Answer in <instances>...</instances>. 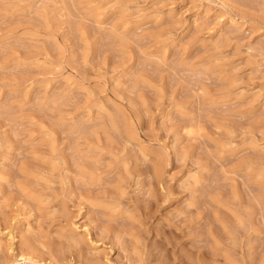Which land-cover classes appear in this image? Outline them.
Masks as SVG:
<instances>
[{
    "label": "rangeland",
    "instance_id": "1",
    "mask_svg": "<svg viewBox=\"0 0 264 264\" xmlns=\"http://www.w3.org/2000/svg\"><path fill=\"white\" fill-rule=\"evenodd\" d=\"M0 264H264V0H0Z\"/></svg>",
    "mask_w": 264,
    "mask_h": 264
},
{
    "label": "bare ground",
    "instance_id": "2",
    "mask_svg": "<svg viewBox=\"0 0 264 264\" xmlns=\"http://www.w3.org/2000/svg\"><path fill=\"white\" fill-rule=\"evenodd\" d=\"M195 179H196V177H195Z\"/></svg>",
    "mask_w": 264,
    "mask_h": 264
}]
</instances>
